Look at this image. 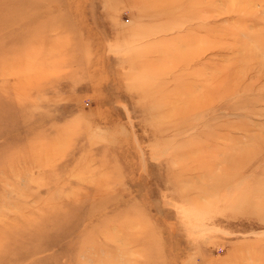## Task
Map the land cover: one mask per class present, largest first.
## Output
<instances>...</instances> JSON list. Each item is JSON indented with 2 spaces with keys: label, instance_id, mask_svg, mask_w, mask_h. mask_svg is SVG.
<instances>
[{
  "label": "rangeland",
  "instance_id": "1",
  "mask_svg": "<svg viewBox=\"0 0 264 264\" xmlns=\"http://www.w3.org/2000/svg\"><path fill=\"white\" fill-rule=\"evenodd\" d=\"M0 12V264H264V0Z\"/></svg>",
  "mask_w": 264,
  "mask_h": 264
},
{
  "label": "bare ground",
  "instance_id": "2",
  "mask_svg": "<svg viewBox=\"0 0 264 264\" xmlns=\"http://www.w3.org/2000/svg\"><path fill=\"white\" fill-rule=\"evenodd\" d=\"M159 5H160V4H159ZM0 13H2V12H0ZM11 230L13 231V229H11ZM10 235H11V234H10ZM10 235L7 234L5 237H10ZM7 240H8L7 238H3V237H2V242H6ZM2 248H3V247H2ZM2 250H3V249L0 248V252H2Z\"/></svg>",
  "mask_w": 264,
  "mask_h": 264
}]
</instances>
